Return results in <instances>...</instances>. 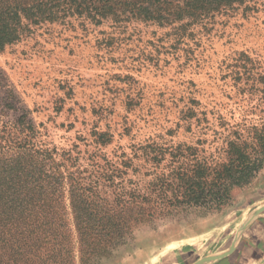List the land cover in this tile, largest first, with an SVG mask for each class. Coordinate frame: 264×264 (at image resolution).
<instances>
[{
  "label": "rangeland",
  "instance_id": "rangeland-1",
  "mask_svg": "<svg viewBox=\"0 0 264 264\" xmlns=\"http://www.w3.org/2000/svg\"><path fill=\"white\" fill-rule=\"evenodd\" d=\"M12 4L0 0V14ZM24 114L67 176L73 229L82 202L117 220L104 243L112 252L89 264H194L237 247L250 227L257 246L246 256L264 264V212L244 227L264 206V167L203 205L178 179L209 188L229 141L264 129V0L173 26H34L0 53V129ZM78 248L76 238L80 264Z\"/></svg>",
  "mask_w": 264,
  "mask_h": 264
},
{
  "label": "trees",
  "instance_id": "trees-1",
  "mask_svg": "<svg viewBox=\"0 0 264 264\" xmlns=\"http://www.w3.org/2000/svg\"><path fill=\"white\" fill-rule=\"evenodd\" d=\"M11 1V7L0 14V53L44 23L81 17L96 24L112 20L173 26L187 19L196 23L246 0ZM25 117L14 120L10 131L5 125L0 129V264H78L76 238L80 264L109 256L112 249L104 243L114 234L109 228L117 225L116 218L97 208L87 214L88 206L82 202L78 210L74 206L73 229L65 193L67 176L56 165L52 150L36 146ZM228 156L209 188L204 182L178 178L179 186L194 194V204L203 205L205 193L220 195L228 184L242 187L252 182L264 167V129L252 140H230ZM200 172L198 177L203 176Z\"/></svg>",
  "mask_w": 264,
  "mask_h": 264
},
{
  "label": "crops",
  "instance_id": "crops-1",
  "mask_svg": "<svg viewBox=\"0 0 264 264\" xmlns=\"http://www.w3.org/2000/svg\"><path fill=\"white\" fill-rule=\"evenodd\" d=\"M255 234L256 229H254L253 227L246 229L241 242L237 245L236 250L234 252L237 254H235V256L232 258H229L231 257L229 256L220 260H216V262H213L212 264H253L252 260L254 259L252 257L248 259L246 256V251L252 250L254 247L257 246L256 243H253L254 239L252 238V236Z\"/></svg>",
  "mask_w": 264,
  "mask_h": 264
},
{
  "label": "water",
  "instance_id": "water-1",
  "mask_svg": "<svg viewBox=\"0 0 264 264\" xmlns=\"http://www.w3.org/2000/svg\"><path fill=\"white\" fill-rule=\"evenodd\" d=\"M263 212H264V206H262V207L258 208L257 210H255L254 213H253L252 216H251V219H250L248 222L245 223L244 227L246 228L247 225L249 224V222H250L251 220L255 219L258 215H260V214L263 213ZM244 227L241 229L242 231L245 229ZM242 231H241V232H242ZM241 232H240V233H241ZM235 247H236V241H235V243H233L232 246H230V248H229L226 252H224L223 254H220V255H214V256L211 255V256H209L208 258H206V259H204V260H202V261H197V262H195L194 264L206 263V262H209V261H213V260L220 259V258H223V257H225V256H228V255H230V254L233 252V250L235 249Z\"/></svg>",
  "mask_w": 264,
  "mask_h": 264
},
{
  "label": "bare ground",
  "instance_id": "bare-ground-1",
  "mask_svg": "<svg viewBox=\"0 0 264 264\" xmlns=\"http://www.w3.org/2000/svg\"><path fill=\"white\" fill-rule=\"evenodd\" d=\"M223 254V253H222ZM224 258V257H223ZM202 264V263H201Z\"/></svg>",
  "mask_w": 264,
  "mask_h": 264
}]
</instances>
